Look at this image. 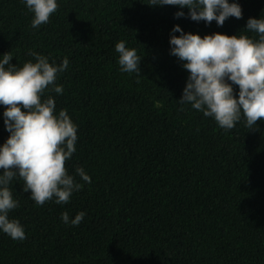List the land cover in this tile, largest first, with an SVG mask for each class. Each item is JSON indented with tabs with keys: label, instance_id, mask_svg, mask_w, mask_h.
I'll return each mask as SVG.
<instances>
[{
	"label": "trees",
	"instance_id": "obj_1",
	"mask_svg": "<svg viewBox=\"0 0 264 264\" xmlns=\"http://www.w3.org/2000/svg\"><path fill=\"white\" fill-rule=\"evenodd\" d=\"M56 2L49 22L32 28L25 0H0V58L10 51L18 68L35 62L32 52L56 64L68 58L56 79L63 93L43 98L52 96L56 114L67 110L77 125L66 168L83 187L66 204L40 206L14 178L9 187L19 207L8 215L27 238L0 231V264H264V120L248 129L242 117L225 130L181 105L189 73L169 43L177 24L201 37L258 39L244 27L264 16V0H235L243 18L223 26L191 20L187 6L150 0ZM178 11L185 16L176 18ZM119 41L142 57L139 75L121 71ZM4 110L0 146L10 135ZM81 211L78 226L61 219Z\"/></svg>",
	"mask_w": 264,
	"mask_h": 264
},
{
	"label": "clouds",
	"instance_id": "obj_2",
	"mask_svg": "<svg viewBox=\"0 0 264 264\" xmlns=\"http://www.w3.org/2000/svg\"><path fill=\"white\" fill-rule=\"evenodd\" d=\"M28 10L34 13L32 28L49 22L57 11L56 0H25ZM150 6H187L188 17L193 21L211 24L216 21L223 26L226 19L243 18L241 5L235 0H150ZM184 17L183 11L175 14ZM255 33L258 39L248 35L224 33H185L175 25L170 36V55L182 62L189 73L181 105L212 117L218 126L231 130L243 119L252 129L258 120H264V16L249 17L244 27ZM179 32L180 35H175ZM119 53L121 71L140 74V62L136 49L126 47L124 41L115 45ZM35 62L28 61L22 67L11 63L13 54L8 51L0 58V105L5 129L10 133L0 146V231L13 240L26 239L25 230L18 220L9 219V212L19 207L9 187L14 178L23 180V191L31 192L30 198L37 205L54 200L56 204L69 202L75 191L82 189L66 168L76 151L77 125L70 119L67 110L56 114L52 96L43 98L46 91L62 94L64 88L56 84L59 73L67 70V57L60 64L49 62L48 57L31 53ZM139 82V81H137ZM233 85H238V97ZM23 109V110H22ZM75 173L84 182L91 183L83 167ZM85 216L81 211L74 219L67 212L61 214L66 224L78 226Z\"/></svg>",
	"mask_w": 264,
	"mask_h": 264
}]
</instances>
